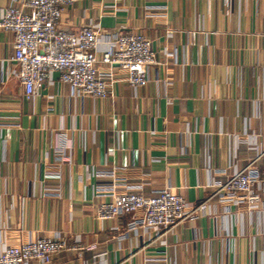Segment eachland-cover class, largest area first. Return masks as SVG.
<instances>
[{
	"label": "crops",
	"instance_id": "crops-1",
	"mask_svg": "<svg viewBox=\"0 0 264 264\" xmlns=\"http://www.w3.org/2000/svg\"><path fill=\"white\" fill-rule=\"evenodd\" d=\"M15 1L0 0V18L27 12ZM87 25L144 35L158 64L136 90L114 67L104 100L81 99L58 73L27 99L15 36L0 29V248L58 236L70 250L51 264H264V209L213 199L164 237L96 216L110 201L103 188H169L193 206L254 155L264 169V0H84L64 11V31Z\"/></svg>",
	"mask_w": 264,
	"mask_h": 264
},
{
	"label": "built area",
	"instance_id": "built-area-1",
	"mask_svg": "<svg viewBox=\"0 0 264 264\" xmlns=\"http://www.w3.org/2000/svg\"><path fill=\"white\" fill-rule=\"evenodd\" d=\"M20 1L27 12L15 6L5 9L0 29L15 36L12 60L18 67L16 77L27 99L52 73H58L59 82L81 99H107L115 77L114 67L125 73L130 88L147 85L148 71L158 61L152 43L144 35L124 29L103 32L97 25L84 26L78 33L64 31V11L84 0ZM261 156L251 157L249 164L234 172L227 182L213 184L214 195L193 206L169 188L153 196L145 195L138 184L124 185L120 191L103 188L98 197H109L110 201L96 206L97 219L115 222L130 217L127 231L158 230L160 237H164L180 225L197 220L213 199L232 203L236 208L244 205L251 211L264 209V169L258 168ZM68 250L67 241L58 236L29 241L0 248V264H51L56 254Z\"/></svg>",
	"mask_w": 264,
	"mask_h": 264
}]
</instances>
